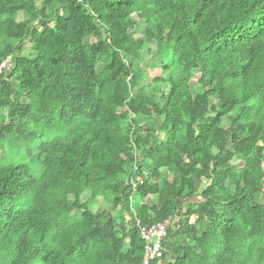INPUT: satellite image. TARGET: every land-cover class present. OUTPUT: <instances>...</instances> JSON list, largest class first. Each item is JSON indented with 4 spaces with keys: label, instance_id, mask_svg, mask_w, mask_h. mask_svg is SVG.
I'll list each match as a JSON object with an SVG mask.
<instances>
[{
    "label": "trees",
    "instance_id": "16d2710c",
    "mask_svg": "<svg viewBox=\"0 0 264 264\" xmlns=\"http://www.w3.org/2000/svg\"><path fill=\"white\" fill-rule=\"evenodd\" d=\"M7 57L2 264H264V0H0Z\"/></svg>",
    "mask_w": 264,
    "mask_h": 264
},
{
    "label": "rangeland",
    "instance_id": "374dc122",
    "mask_svg": "<svg viewBox=\"0 0 264 264\" xmlns=\"http://www.w3.org/2000/svg\"><path fill=\"white\" fill-rule=\"evenodd\" d=\"M24 17H25L24 14L19 13L14 18V21L17 22V23H22L24 21V19H25ZM144 29H145L144 24L142 22H138L137 25H136L135 31L133 32V36H134V38L136 40H138V41H142L143 40ZM95 40H96L95 37H92L89 40H87L85 43L87 45H89L92 42H94ZM149 62H150L149 61V57H146L144 63L142 64V67L144 69H146V71H148L147 76L144 77V82H143V87L144 88H148L149 85L151 84V79H150L151 77H154V76H157V75L161 74L160 65H158V63H157L156 66L150 65ZM197 74L198 73L196 72L195 75H197ZM146 123H148V122L146 121ZM39 132L42 133L41 128L39 129ZM9 151L13 155L17 156L18 159L21 158L20 159V163L27 168V170H28V172H29V174L31 176L36 177V178L40 176L41 171H40L39 166L36 163L32 162V160H29L27 157L24 156V154H23L24 153V149L23 148L20 147V149H19L17 146L14 145V146L10 147ZM19 151H20V156H18L16 154V153H19ZM5 152H6V150L4 149V146L0 145V158H3ZM81 199L85 202L88 199V195L87 194H83ZM263 203H264V200H263ZM101 209H109V210H111L109 207H106L104 204H102V200L99 199V198H97L96 200H94L92 202V204H90V210L92 212H94V213L100 211ZM112 214L117 216V212L116 211L115 212L113 211ZM75 216L76 217L80 216V213L79 212L75 213ZM0 264H2V262H0Z\"/></svg>",
    "mask_w": 264,
    "mask_h": 264
},
{
    "label": "built area",
    "instance_id": "2783aa9c",
    "mask_svg": "<svg viewBox=\"0 0 264 264\" xmlns=\"http://www.w3.org/2000/svg\"><path fill=\"white\" fill-rule=\"evenodd\" d=\"M11 67L9 57L0 63V73L8 72ZM143 154V152H141ZM138 167L134 165L132 172V182L141 183L142 178L138 174ZM135 185V184H134ZM176 220H167L151 226H140L139 235L144 242L141 264H151L153 261H160L165 252L162 243L165 239L168 227Z\"/></svg>",
    "mask_w": 264,
    "mask_h": 264
}]
</instances>
